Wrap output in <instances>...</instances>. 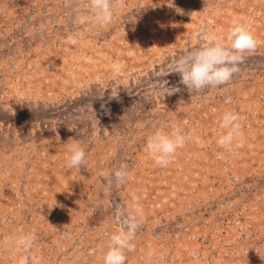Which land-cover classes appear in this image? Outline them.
<instances>
[{
    "label": "rangeland",
    "instance_id": "1",
    "mask_svg": "<svg viewBox=\"0 0 264 264\" xmlns=\"http://www.w3.org/2000/svg\"><path fill=\"white\" fill-rule=\"evenodd\" d=\"M111 8L100 24L86 0H0V264H103L116 204L140 224L126 264H264V0ZM234 21L259 43L230 82L196 94L163 75L202 31L226 44ZM226 111L240 117L232 151L216 143ZM176 127L186 144L157 166L147 141ZM20 234L35 237L26 252Z\"/></svg>",
    "mask_w": 264,
    "mask_h": 264
},
{
    "label": "clouds",
    "instance_id": "2",
    "mask_svg": "<svg viewBox=\"0 0 264 264\" xmlns=\"http://www.w3.org/2000/svg\"><path fill=\"white\" fill-rule=\"evenodd\" d=\"M114 0H86V6L91 7L93 23L109 24L114 19V13L111 4ZM198 38L204 41L199 47L186 50L173 63L168 66V70L163 75L177 73L180 76V82L187 87L189 92L199 94L209 88L219 87L231 81L233 75L239 71V65L243 63L244 53L253 52L258 45L257 39L253 36L250 29L235 21L228 30L227 43L217 42L214 35H209L207 31L198 34ZM69 44H75L76 40L68 38ZM167 82L165 81L164 86ZM178 91V88H173ZM104 92V91H103ZM103 92L100 96H103ZM171 93V92H170ZM117 92L111 93L116 97ZM240 117L232 111H226L220 118V125L227 131L220 135L216 141L217 145L227 151L233 150V145L237 141L242 146L243 137L240 134ZM200 143V141H197ZM186 144L185 135L181 134L180 128L176 127L171 134H165L157 131L151 135L146 144L147 151L151 154L157 166L167 167L179 148ZM70 156H66L68 168L80 169L86 164L85 150L77 145H69ZM222 158V157H218ZM125 165H121L123 169ZM116 169L112 173L114 185L122 184L127 178V172ZM103 176V173H99ZM134 200L138 198L133 194ZM127 206L115 205L116 215L120 218L122 225L121 231L110 236L108 250L102 254L103 264H126L125 251H134L135 245L132 243L136 236L140 224L136 217L126 211ZM137 212L140 209L137 208ZM34 235L20 234L14 242L13 247L16 250L28 251L34 244ZM3 243L7 244L5 239ZM19 264H31L29 257H21Z\"/></svg>",
    "mask_w": 264,
    "mask_h": 264
}]
</instances>
